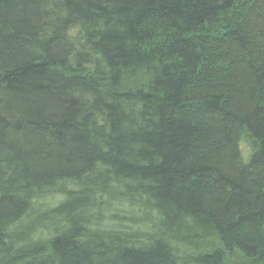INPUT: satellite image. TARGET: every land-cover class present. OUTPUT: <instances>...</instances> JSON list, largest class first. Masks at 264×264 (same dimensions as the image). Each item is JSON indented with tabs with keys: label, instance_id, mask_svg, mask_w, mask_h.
Returning <instances> with one entry per match:
<instances>
[{
	"label": "trees",
	"instance_id": "trees-1",
	"mask_svg": "<svg viewBox=\"0 0 264 264\" xmlns=\"http://www.w3.org/2000/svg\"><path fill=\"white\" fill-rule=\"evenodd\" d=\"M0 264H264V0H0Z\"/></svg>",
	"mask_w": 264,
	"mask_h": 264
},
{
	"label": "rangeland",
	"instance_id": "rangeland-1",
	"mask_svg": "<svg viewBox=\"0 0 264 264\" xmlns=\"http://www.w3.org/2000/svg\"><path fill=\"white\" fill-rule=\"evenodd\" d=\"M241 149L242 154L244 155V158L247 159L250 155V145L245 140L241 141Z\"/></svg>",
	"mask_w": 264,
	"mask_h": 264
}]
</instances>
